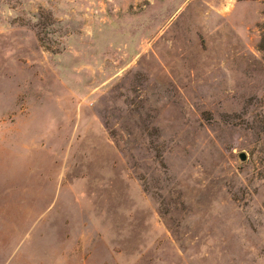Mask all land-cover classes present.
<instances>
[{
	"label": "rangeland",
	"instance_id": "rangeland-1",
	"mask_svg": "<svg viewBox=\"0 0 264 264\" xmlns=\"http://www.w3.org/2000/svg\"><path fill=\"white\" fill-rule=\"evenodd\" d=\"M0 264H264V1L0 0Z\"/></svg>",
	"mask_w": 264,
	"mask_h": 264
},
{
	"label": "water",
	"instance_id": "water-1",
	"mask_svg": "<svg viewBox=\"0 0 264 264\" xmlns=\"http://www.w3.org/2000/svg\"><path fill=\"white\" fill-rule=\"evenodd\" d=\"M239 159H240V161H245V159H246V156H245V154H243V153H241V154H239Z\"/></svg>",
	"mask_w": 264,
	"mask_h": 264
},
{
	"label": "trees",
	"instance_id": "trees-1",
	"mask_svg": "<svg viewBox=\"0 0 264 264\" xmlns=\"http://www.w3.org/2000/svg\"><path fill=\"white\" fill-rule=\"evenodd\" d=\"M238 1H256V0H238ZM264 1V0H262Z\"/></svg>",
	"mask_w": 264,
	"mask_h": 264
}]
</instances>
